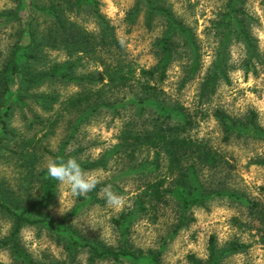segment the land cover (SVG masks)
I'll use <instances>...</instances> for the list:
<instances>
[{"label": "trees", "instance_id": "16d2710c", "mask_svg": "<svg viewBox=\"0 0 264 264\" xmlns=\"http://www.w3.org/2000/svg\"><path fill=\"white\" fill-rule=\"evenodd\" d=\"M259 3L264 6V0ZM214 9L203 29L209 36L211 57L198 82L197 105L210 100L219 81L228 83V47L232 42L241 46L238 66L243 73H255L264 60L251 32L255 18L246 0H220ZM140 12L147 28L154 22L161 26L151 42L154 62L149 66H138L126 57L113 24L101 10L100 0H17L13 9L0 10V22H17L9 57L0 67V158L17 168L13 181L0 178V215L9 220L7 231L0 233V250H6L9 259L0 260V264H72L80 251L85 252V264L97 260L161 264V248L133 246L128 232L140 217L155 220L159 206L165 205L168 198L174 200L177 210L171 232L185 223L192 206L204 205L215 197L243 202L253 215L257 241L264 250V185L260 186L263 195L259 200H248L232 188L215 183L211 175L203 180L204 169L216 171L226 160L206 138L191 132L199 109L189 107L164 88L166 70L174 61L180 68L178 90L198 75L203 51L195 26L176 13L168 0H133L128 19L133 21ZM43 47L60 48L67 57L35 69L29 61ZM88 63L92 67H87ZM18 71L22 76L12 88L9 79ZM45 80L72 83L77 89L61 99L52 88L32 90ZM34 103L45 111L57 103L55 116L43 117L34 109ZM14 104L21 107L29 127H45L44 133L51 131L58 117L68 115L67 131L54 151L37 146L38 138L21 136L9 125ZM105 113L110 120H119L115 142L95 157L80 156L85 146L75 140L78 127ZM213 116L224 142L264 140V126L257 122L252 109L232 115L213 108ZM43 152L64 159L75 157L85 170L105 168L112 159L118 175L134 182L131 207L111 217L118 236L115 244L81 234L69 221L82 205L97 202L98 191L110 180L101 181L86 196L77 197L69 211L54 217L47 206L55 197L57 181L47 176L44 166H37ZM257 159L264 164V156ZM29 185L35 187L34 192H30ZM24 225L45 229L63 248L67 259L46 261L31 256L18 239ZM247 246L236 238L218 245L214 235L209 234L205 259L193 253L186 257L189 264H222L225 256Z\"/></svg>", "mask_w": 264, "mask_h": 264}, {"label": "rangeland", "instance_id": "374dc122", "mask_svg": "<svg viewBox=\"0 0 264 264\" xmlns=\"http://www.w3.org/2000/svg\"><path fill=\"white\" fill-rule=\"evenodd\" d=\"M168 1L171 2L176 13L182 14L191 24L193 23L197 36L201 39L203 52L201 68L194 79L178 90L177 80L180 76V68L174 61L166 70L164 88L171 94L177 95L184 104L199 109L196 124L191 132L198 137L206 138L226 160L225 164L215 169L216 171L204 169L202 179L207 181L211 175L215 183L232 188L248 200H259L263 195L260 186L264 185V164H260L257 158L264 156V140L222 141L221 129L213 116V108H219L232 115H243L252 109L256 113L257 122L264 126V60L256 67L255 73L250 71L243 73V69L238 66L242 54L241 46L232 42L228 47L230 63L227 71L228 83L219 81L210 100L206 104L197 105L198 82L211 57L210 45L207 43L209 36L203 29L220 0ZM16 2L17 0H0V10L13 9ZM132 2L133 0H100V7L113 24L115 36L120 41L126 57L138 66H149L154 62L151 42L159 34L161 26L154 22L151 28H147L141 12L133 21H130L128 10ZM188 2L191 5L187 4ZM246 7L255 18L250 26L251 32L256 37L260 53L264 56V6L259 3V0H246ZM16 26L15 20L0 22V67L9 57L12 42L16 37ZM66 57L65 52L60 48L43 47L29 62L35 69H44L54 62L64 61ZM87 67H92L91 63H88ZM21 76L22 74L18 71L10 77L9 84L12 88L17 86ZM51 88L58 99H61L77 89V86L59 80H45L38 86L32 87V90L46 91ZM56 108L58 104L54 103L51 110L45 111L34 103V109L43 117L49 115L50 119L55 116ZM67 117L66 114L58 117L51 131L44 133L45 127L37 124L29 127L21 107L14 104L8 120L9 125L21 136L38 138L37 146L44 145L50 151H54L58 141L67 131ZM118 123V119L110 120V115L105 113L79 126L75 133V140L85 146L80 156L95 157L104 147L115 142ZM48 157L53 156L43 152L37 166H44ZM116 166V162L111 159L105 168L87 171L94 172L101 181L110 180V183L105 186L110 185L113 192L125 197L127 203L123 210H126L131 207L135 186L131 179L118 175L120 172L116 171ZM16 169L14 165L0 158V178L13 181L16 177ZM29 186H31L30 192H34L35 187ZM102 189L97 193V202L82 205L75 214L70 216L69 221L81 234L94 236L108 244H115L118 236L111 217L119 211L106 204ZM76 201L77 197H74L66 186L57 181L55 197L47 206V211L52 216L59 217L69 211ZM176 211L174 200L168 198L165 205L159 206L155 220L140 217L131 224L128 232L129 242L142 249L161 248V264H189L186 257L188 253H193L201 260L205 259L206 240L209 234H213L218 245L232 238L248 244L244 250L225 256L222 264H264V250L257 241L255 220L243 202L227 197H215L207 200L204 205L192 206L186 213L185 223L171 232L176 221ZM8 227V218L0 215V233L4 234ZM18 239L23 248L34 258L46 261L51 258L67 259L63 248L43 228L24 225L18 233ZM8 259V252L0 250V260L6 262ZM85 262L83 251L77 252L72 260V264H85ZM94 264H111V262L97 260Z\"/></svg>", "mask_w": 264, "mask_h": 264}, {"label": "clouds", "instance_id": "9594fccd", "mask_svg": "<svg viewBox=\"0 0 264 264\" xmlns=\"http://www.w3.org/2000/svg\"><path fill=\"white\" fill-rule=\"evenodd\" d=\"M44 167L47 176L66 186L74 197L86 196L101 183L100 177L92 171L83 169L75 157L67 159L59 156L48 157ZM102 192L108 206L116 211L123 210L127 203L124 196L113 192L110 185L105 186Z\"/></svg>", "mask_w": 264, "mask_h": 264}]
</instances>
